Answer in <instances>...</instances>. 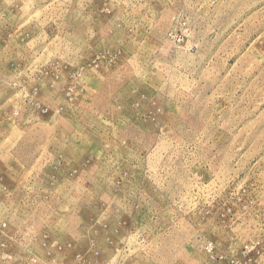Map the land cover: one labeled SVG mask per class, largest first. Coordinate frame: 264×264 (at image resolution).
<instances>
[{"label":"rangeland","instance_id":"374dc122","mask_svg":"<svg viewBox=\"0 0 264 264\" xmlns=\"http://www.w3.org/2000/svg\"><path fill=\"white\" fill-rule=\"evenodd\" d=\"M0 264H264V0H0Z\"/></svg>","mask_w":264,"mask_h":264}]
</instances>
